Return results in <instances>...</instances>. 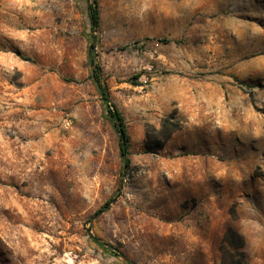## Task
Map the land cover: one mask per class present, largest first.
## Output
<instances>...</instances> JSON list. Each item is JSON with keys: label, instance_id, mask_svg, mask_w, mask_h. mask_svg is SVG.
I'll return each mask as SVG.
<instances>
[{"label": "rangeland", "instance_id": "obj_1", "mask_svg": "<svg viewBox=\"0 0 264 264\" xmlns=\"http://www.w3.org/2000/svg\"><path fill=\"white\" fill-rule=\"evenodd\" d=\"M98 3L93 31V0H0V264H126L94 238L134 264H223L228 227L264 264V0Z\"/></svg>", "mask_w": 264, "mask_h": 264}, {"label": "trees", "instance_id": "obj_2", "mask_svg": "<svg viewBox=\"0 0 264 264\" xmlns=\"http://www.w3.org/2000/svg\"><path fill=\"white\" fill-rule=\"evenodd\" d=\"M89 15L91 19V28L93 31L97 30L100 25L101 17L99 10L98 0H93V4L89 5ZM95 53V39L91 38V45L88 53L89 66H90V79L95 84L104 108L105 116L113 123L117 133L119 141L120 156L122 159V171L121 174L125 176L128 170L131 168V160L129 158L130 152V135L125 123L124 116L116 104L111 99L110 90L106 82L102 78V68L97 61ZM183 126V122L178 118L177 111L174 110L163 118L160 127L150 125L147 130V151L152 153H158L164 148L166 142L172 137V135L180 130ZM121 187H119V190ZM114 198L108 199L103 205V209L107 208ZM100 210V211H103ZM234 217L237 216L235 209H232ZM98 245L104 249L111 248L113 253L120 257L126 264H134L119 248L112 246L111 244L94 238ZM245 237L233 227H228L225 231L223 244H222V261L223 264H247L245 248Z\"/></svg>", "mask_w": 264, "mask_h": 264}, {"label": "water", "instance_id": "obj_3", "mask_svg": "<svg viewBox=\"0 0 264 264\" xmlns=\"http://www.w3.org/2000/svg\"><path fill=\"white\" fill-rule=\"evenodd\" d=\"M96 216H97V214L94 217H96Z\"/></svg>", "mask_w": 264, "mask_h": 264}]
</instances>
